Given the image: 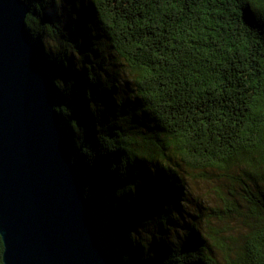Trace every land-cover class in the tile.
I'll use <instances>...</instances> for the list:
<instances>
[{"label": "trees", "instance_id": "1", "mask_svg": "<svg viewBox=\"0 0 264 264\" xmlns=\"http://www.w3.org/2000/svg\"><path fill=\"white\" fill-rule=\"evenodd\" d=\"M25 1L112 264H264V0Z\"/></svg>", "mask_w": 264, "mask_h": 264}, {"label": "water", "instance_id": "2", "mask_svg": "<svg viewBox=\"0 0 264 264\" xmlns=\"http://www.w3.org/2000/svg\"><path fill=\"white\" fill-rule=\"evenodd\" d=\"M25 0H0V234L4 264H112L26 27Z\"/></svg>", "mask_w": 264, "mask_h": 264}, {"label": "rangeland", "instance_id": "3", "mask_svg": "<svg viewBox=\"0 0 264 264\" xmlns=\"http://www.w3.org/2000/svg\"><path fill=\"white\" fill-rule=\"evenodd\" d=\"M194 185L195 186H194L193 194L195 195L196 201H200V202L204 201L205 206H209V204L211 203L218 205L221 203L220 199L223 196V194L219 192L218 188H221L220 187L221 185L224 188L225 186L223 182L219 180L218 176H212L208 181L199 179V181L196 182ZM192 199L193 201H195L194 198ZM196 204L194 206H196ZM193 209L195 208L193 207ZM225 219H226L225 222L229 221L230 225L228 226L231 228L230 229L225 226L226 231H224V233L227 234V237L231 235L235 237L240 236L247 230V225L244 224L245 217H240L236 214L234 216Z\"/></svg>", "mask_w": 264, "mask_h": 264}]
</instances>
